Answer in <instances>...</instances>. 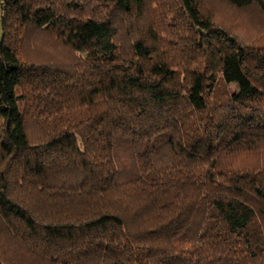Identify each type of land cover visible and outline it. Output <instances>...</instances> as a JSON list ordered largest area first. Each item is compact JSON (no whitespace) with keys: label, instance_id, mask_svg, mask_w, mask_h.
I'll use <instances>...</instances> for the list:
<instances>
[{"label":"trees","instance_id":"obj_1","mask_svg":"<svg viewBox=\"0 0 264 264\" xmlns=\"http://www.w3.org/2000/svg\"><path fill=\"white\" fill-rule=\"evenodd\" d=\"M206 1L0 0V264H264V33Z\"/></svg>","mask_w":264,"mask_h":264},{"label":"rangeland","instance_id":"obj_2","mask_svg":"<svg viewBox=\"0 0 264 264\" xmlns=\"http://www.w3.org/2000/svg\"><path fill=\"white\" fill-rule=\"evenodd\" d=\"M212 7L217 24L230 28L239 37L247 40L251 36L264 33V15L256 9H239L229 6L223 0H207ZM50 39L46 36L38 35L36 40L39 50L30 53L34 58L49 59L52 61L61 60L67 55L61 48H53ZM50 43V44H49ZM29 52V51H28ZM78 56V54L76 53Z\"/></svg>","mask_w":264,"mask_h":264}]
</instances>
